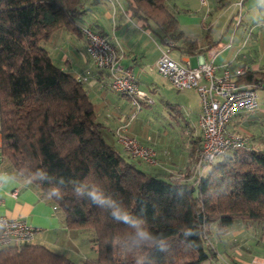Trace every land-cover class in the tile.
<instances>
[{
	"label": "trees",
	"instance_id": "obj_1",
	"mask_svg": "<svg viewBox=\"0 0 264 264\" xmlns=\"http://www.w3.org/2000/svg\"><path fill=\"white\" fill-rule=\"evenodd\" d=\"M125 2L142 29L156 26L182 54L200 52L195 40L174 45L182 33L164 0ZM83 3L0 0V155L56 208L66 229L92 233L97 257L81 264H199L209 258L210 224L226 231L239 220L264 222V151L228 152L192 185L151 176L109 146L82 82L39 45L58 31L79 34ZM237 83L261 87L264 73L246 71ZM92 192L106 202H94ZM117 210L154 239L137 242L136 228L117 219ZM0 264L75 263L29 243L1 249Z\"/></svg>",
	"mask_w": 264,
	"mask_h": 264
},
{
	"label": "crops",
	"instance_id": "obj_2",
	"mask_svg": "<svg viewBox=\"0 0 264 264\" xmlns=\"http://www.w3.org/2000/svg\"><path fill=\"white\" fill-rule=\"evenodd\" d=\"M164 1L176 16L182 33L181 39L174 45L181 47L187 44L185 40L197 41L198 19L192 20L189 14L192 8L190 5L199 1ZM226 1L217 0V7H224ZM236 3L237 0H230V5L238 8ZM199 5L206 6L201 3ZM83 10L81 18L76 20V26L80 29H92L117 49L121 55V66L132 72L139 90L150 95L151 103L141 102L140 110L134 111L128 97L118 95L110 89L106 72L96 69L86 55V41L81 32L74 34L58 31L45 42L44 48L52 62L56 61L54 64L58 68L82 82L93 104L97 122L101 125L102 137L109 146L124 156L114 134L124 124L127 135L143 139V144L157 151V165H144L156 172L160 171L166 178L164 180L180 179L196 185L195 180L203 176L207 168L200 176L194 173L196 152L201 146V134L197 127L201 109L196 91L176 90L156 72L155 64L162 48L147 30L142 29L140 21L130 18L125 0H84ZM239 11L240 18L235 22L230 19L229 25H226L232 28L231 34L221 49L212 53L220 40L207 37L205 45L196 44L200 51L196 55L182 54L172 46L171 48L179 51V62L192 68L201 62H212L217 67V75L222 74L224 68L264 73V0H244ZM181 14L184 15V22L180 20ZM207 14L199 20L201 30L211 27L208 22L209 12ZM149 53L151 58L147 57ZM157 76L161 77V81L156 79ZM155 96L159 97L158 106H154ZM226 131L244 139V146L237 151H264V103L259 104L257 100L254 111L238 113L227 124ZM180 142L183 145L182 151L177 154L174 149ZM128 161L134 162L136 167L137 164H143ZM152 176L156 177V174ZM15 190L17 196L12 197L11 193ZM0 216L24 220L37 229L38 233L32 244L42 245L73 262L76 261V252L79 260L86 258V247L82 240L80 242L81 231L66 229L62 216L55 207L30 184L17 179L3 159H0ZM249 243L254 251L249 254L248 259L240 261V264H246L254 256H264V249H256L260 241Z\"/></svg>",
	"mask_w": 264,
	"mask_h": 264
},
{
	"label": "built area",
	"instance_id": "obj_3",
	"mask_svg": "<svg viewBox=\"0 0 264 264\" xmlns=\"http://www.w3.org/2000/svg\"><path fill=\"white\" fill-rule=\"evenodd\" d=\"M243 1L237 0L239 10ZM199 2L205 4V0ZM81 34L86 41V55L96 69L106 72L114 93L128 97L136 111L140 110V102L151 103L148 96L139 90L132 72L121 66V55L115 47L90 28H82ZM165 43L172 47L170 42ZM155 70L176 90L193 89L199 97L201 111L197 127L201 134V146L195 158L197 176L214 159L244 146L243 138L226 131L227 124L238 113L252 112L257 107V86L237 83L238 77L245 74L244 70L224 68L222 74L217 75V67L212 62H201L192 68L174 62L165 52H161L157 59ZM115 135L122 153L128 158L149 166L157 165L155 149L127 135L126 126L116 129ZM11 196L16 197L17 191H13ZM37 233L38 230L24 220L0 216V250L8 247L19 249L31 243ZM246 264H264V256H254Z\"/></svg>",
	"mask_w": 264,
	"mask_h": 264
},
{
	"label": "rangeland",
	"instance_id": "obj_4",
	"mask_svg": "<svg viewBox=\"0 0 264 264\" xmlns=\"http://www.w3.org/2000/svg\"><path fill=\"white\" fill-rule=\"evenodd\" d=\"M226 2L227 3L224 7H217V0H205L206 6L204 7H201L199 5L200 2L197 4L194 2L195 4L190 5L192 8H191L189 16H191L192 20L198 19L197 27H198L199 34L196 36V39H197L196 44L198 46L205 45L207 38H211L215 41L220 40L218 43V46L212 49V53L217 52L228 41L232 28L231 27L228 28L226 27V25H229L228 23L230 22V19H232L235 22L240 18L239 8L231 6L230 0H227ZM208 12L210 16L208 22L211 24V27L201 30L199 26V20H201L202 16L206 15ZM183 17L184 15L181 14L180 20L182 22H184ZM80 24L84 25L82 23ZM147 32L150 33L151 36H153L156 39V42L162 48L161 50L162 52L167 53L168 57L174 62L184 65L178 60L179 51L175 48L169 47L167 44H165V42L161 41L158 38L157 33L159 32V30L156 26L151 25V28L148 29ZM44 44L45 42L43 41L39 45L40 47H45ZM150 54L151 53H149V55L147 56L148 58L152 57V55ZM54 63H57V62L55 61ZM215 63L217 65V60ZM148 71H149V66H148ZM156 79L158 81H161V77L157 76ZM256 94L258 98L257 99L258 103L259 104L264 103L262 102V99H264V87L256 88ZM146 95L148 96L149 99H151L148 93ZM155 97L156 98H154V106H158L159 97L158 96H155ZM122 126H125V125L123 124L120 127ZM115 131H114V134H115ZM115 140L117 142L116 135H115ZM137 141L140 144L145 145L143 144L144 143L143 139L142 140L137 139ZM182 146L183 145H181V142H180L178 147H175L174 151H177L176 153L180 154L179 152L182 151ZM3 161L6 163L5 158L3 159ZM217 162H218V159L216 158L210 164H208L206 166L207 167L206 173L212 168V166L217 164ZM137 168L150 174L151 176L152 174H156V178L158 177V179H166L160 171L157 170L156 172L148 168L146 165H144V163L140 165L137 164ZM195 168L196 167L194 164V173L196 172ZM200 174H203V173H200ZM81 235L82 236L80 237V242L82 240L86 247L85 248L86 250L84 249V255L86 254L85 255L86 258H83V260H79V258H77L79 257V254L76 252V258H75L76 261L74 262L75 264H81V262L86 259L94 260L97 257L96 246L93 245V243L91 242L93 238L92 233L86 230V231H81ZM204 237H205L204 249H205V252L208 254L209 258L199 264H240V261L248 259L249 254L254 251V247L250 246V243H249L250 241L251 242H254V240L260 241V244L256 247V249H264V222H252L248 220H239V221H235L226 231H220L218 227V223H212L209 226H207V231H205ZM84 255H80V257H84Z\"/></svg>",
	"mask_w": 264,
	"mask_h": 264
},
{
	"label": "clouds",
	"instance_id": "obj_5",
	"mask_svg": "<svg viewBox=\"0 0 264 264\" xmlns=\"http://www.w3.org/2000/svg\"><path fill=\"white\" fill-rule=\"evenodd\" d=\"M79 191V189L77 190ZM90 195L92 196V199L94 202L96 203H99V204H104L106 201L105 199L101 196V195H98L97 193L95 192H92L90 193ZM113 215L119 219V220H122L124 221L125 223H129L131 224L133 227L136 228V239H137V242H147V241H151L153 240L154 238L149 234V232H147L146 230L142 229L140 226H139V222L136 221V220H133L131 219L126 213L125 214H121L119 210L115 211L113 213Z\"/></svg>",
	"mask_w": 264,
	"mask_h": 264
},
{
	"label": "water",
	"instance_id": "obj_6",
	"mask_svg": "<svg viewBox=\"0 0 264 264\" xmlns=\"http://www.w3.org/2000/svg\"><path fill=\"white\" fill-rule=\"evenodd\" d=\"M262 87H264V85H262Z\"/></svg>",
	"mask_w": 264,
	"mask_h": 264
}]
</instances>
